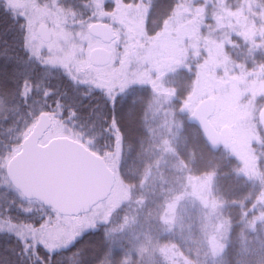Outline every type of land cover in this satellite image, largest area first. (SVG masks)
Instances as JSON below:
<instances>
[{"label": "rangeland", "instance_id": "374dc122", "mask_svg": "<svg viewBox=\"0 0 264 264\" xmlns=\"http://www.w3.org/2000/svg\"><path fill=\"white\" fill-rule=\"evenodd\" d=\"M52 1L39 0L31 10L42 23L48 21L41 33L44 38L51 36L55 41V26L76 29L73 19ZM116 6L119 9L115 13L100 5L93 11L107 18V24H98L116 32L108 43L91 34L98 41L95 50L111 53L110 64L96 66L90 62L85 67L97 74L95 82L106 89L121 91L127 84L142 82L154 89L156 96L150 109L160 141V160L140 189L125 184L116 162H112L108 167L115 178L112 193L78 220H72L71 226L82 228L94 220V230L103 225L116 236L122 224L124 235L132 228L128 236L131 250L150 264H199L200 258L191 262L172 244L151 241L155 230L158 236L171 233L184 210L196 206L208 237V257L214 262L223 254L231 229L222 214L224 204L213 194L211 178H194L181 162L177 163L172 140L180 127L179 116L187 114L192 120L201 104L215 100V112L208 121L219 136L228 132V143L221 152L239 162V175L248 179L264 175V128L260 118L264 110V5L260 0H189L177 8L169 32L153 37L146 35L144 23L137 20L142 11L139 5ZM183 69L191 71L195 82L192 93L176 110L175 94L164 79ZM261 185L263 193L248 211L254 215L253 228L264 224V182Z\"/></svg>", "mask_w": 264, "mask_h": 264}, {"label": "snow or ice", "instance_id": "6c2138e0", "mask_svg": "<svg viewBox=\"0 0 264 264\" xmlns=\"http://www.w3.org/2000/svg\"><path fill=\"white\" fill-rule=\"evenodd\" d=\"M38 4L0 0V97L15 101L12 111L26 110L23 127H10L15 135L0 141V176L6 178L0 183V264H64L70 252L80 255L78 245L95 228L94 220L71 226L96 194L86 187V168L107 167L121 152L119 98L85 75L98 43L90 28L102 21L89 11L87 20L79 14L77 26L76 9L61 8L76 30L57 25V39L46 40L41 33L48 21L31 10ZM102 239L111 251V233Z\"/></svg>", "mask_w": 264, "mask_h": 264}, {"label": "trees", "instance_id": "16d2710c", "mask_svg": "<svg viewBox=\"0 0 264 264\" xmlns=\"http://www.w3.org/2000/svg\"><path fill=\"white\" fill-rule=\"evenodd\" d=\"M187 1L189 0H53L52 3H55L60 9L69 6L76 9L78 15L75 22L79 23L80 13H83L82 18L85 20L88 19L89 11L96 16L93 12L96 5H100L104 10L106 7L109 9L107 12L114 13L117 8L119 9V6H116L117 3L125 8L139 5L142 11L137 20L144 23L146 35L153 37L169 32L168 27L175 20L177 8ZM197 1L199 3L202 0ZM260 1L264 5V0ZM235 3L237 4V2ZM63 12L73 19L69 12ZM96 17L102 23L107 24L106 17L100 18L98 15ZM112 30L115 35L114 28ZM59 75L58 71H53L54 77ZM85 75L95 82L94 76L97 74L89 70ZM164 81L175 94L174 105L177 110L185 98L192 93L195 82L194 75L190 70L183 69L174 71ZM95 83L104 87L103 90L107 92L106 86ZM112 95L119 98L118 108L123 107V113L118 115L122 133L121 152L113 156L111 163L116 162L119 177L125 184L140 189L139 186L145 180V176L156 169L157 162L160 160V155L157 154L160 141L155 134V123H153L150 109L156 92L150 85L142 82L127 84L121 91L112 89ZM125 101L128 103L125 104ZM14 104L15 101L10 98L0 97V141H9L15 135V131L9 132L10 127L16 131L23 127L26 110L21 107L19 112L12 111ZM4 115L8 116L7 120L3 119ZM179 122L180 127L175 130L176 136L172 140V149L176 154L177 163L181 162L186 167L188 174L194 178L212 179V192L220 203L224 204L222 214L231 229L223 254L214 262L208 257L210 252L207 247L208 237L201 217L199 220L198 210L200 209L196 206L184 210L186 213L180 215V222L171 233L158 236L156 234L158 232L155 230L151 241L159 245L172 244L181 255L189 258L191 262L196 257L200 258L199 264H264V224L260 223L263 226L251 227L254 215L248 212L263 193L261 184L264 182V175L259 174L251 179L239 175L241 167L239 162L231 156L229 158L223 155L221 149L219 153L212 152L204 140L200 126L192 122L187 114L179 116ZM84 131L89 135L94 134V130L85 128ZM108 139V148L115 153L114 145L110 138ZM5 179L0 176V183L5 182ZM93 231L94 235H90L83 245H78L80 255H75L74 251L70 252L68 254L70 259H65L64 264H85L86 260H91L94 264H150L148 260L143 257L139 258L131 250V241L128 240V236L132 235V228L128 230L127 235H124V225L119 226L116 236L111 235V251L104 250L105 241L102 236L107 231L106 226H98Z\"/></svg>", "mask_w": 264, "mask_h": 264}, {"label": "water", "instance_id": "95a60500", "mask_svg": "<svg viewBox=\"0 0 264 264\" xmlns=\"http://www.w3.org/2000/svg\"><path fill=\"white\" fill-rule=\"evenodd\" d=\"M90 33L97 38H101L104 43H108L114 35L113 30L109 26L98 23L91 26ZM110 60L111 53L103 49H98L94 51L91 62L97 66H107L110 64ZM215 106V100H208L201 104L196 109L192 121L199 124L204 133V140L210 150L214 153H218L219 149L226 147L228 143V132H225L223 136L220 137L208 121V117L212 116L215 112ZM260 118L264 128V110ZM86 174L88 177L86 187L96 194L81 205L82 214L86 213L101 201H104L112 192L115 182L114 174L108 167L91 165L86 168Z\"/></svg>", "mask_w": 264, "mask_h": 264}]
</instances>
